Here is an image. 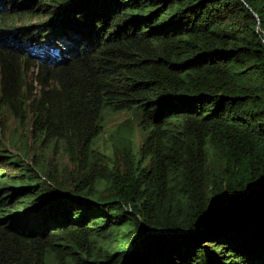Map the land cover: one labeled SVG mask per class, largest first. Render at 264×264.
I'll return each mask as SVG.
<instances>
[{
    "label": "trees",
    "instance_id": "obj_1",
    "mask_svg": "<svg viewBox=\"0 0 264 264\" xmlns=\"http://www.w3.org/2000/svg\"><path fill=\"white\" fill-rule=\"evenodd\" d=\"M0 264H264V0H0Z\"/></svg>",
    "mask_w": 264,
    "mask_h": 264
},
{
    "label": "rangeland",
    "instance_id": "obj_2",
    "mask_svg": "<svg viewBox=\"0 0 264 264\" xmlns=\"http://www.w3.org/2000/svg\"><path fill=\"white\" fill-rule=\"evenodd\" d=\"M30 72H31V70L29 71V74H30ZM130 113H131L130 111H122V112L106 115L107 131H111L112 129H114L116 123L121 122L124 119L131 118ZM5 122L7 124V128H6V130H3L4 138H6L4 140V142H5V144H8L7 142H9V140L11 138V134L15 132L14 131L15 124L12 121V119H10L8 117L5 118ZM133 124H135V126H134L135 143H136V150L135 151H137L139 146H140V141L142 139V135H143L142 132L143 131L141 130V128L138 124L136 125V121L134 122V120H133ZM105 136H106V134L104 135V137ZM8 148L12 149L11 147H8ZM62 161H65L64 157L62 158Z\"/></svg>",
    "mask_w": 264,
    "mask_h": 264
}]
</instances>
